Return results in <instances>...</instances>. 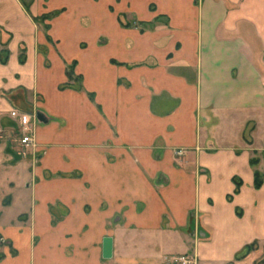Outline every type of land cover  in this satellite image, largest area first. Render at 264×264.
<instances>
[{
    "label": "rangeland",
    "instance_id": "obj_1",
    "mask_svg": "<svg viewBox=\"0 0 264 264\" xmlns=\"http://www.w3.org/2000/svg\"><path fill=\"white\" fill-rule=\"evenodd\" d=\"M1 1L0 22L3 17L8 24H0V264H25L29 240L41 243L52 233L38 230L48 227L52 236L67 231L68 239L76 230L99 225L122 242L138 234L133 240L146 245V231L131 229L168 201L161 194L147 198L146 180L162 184L161 175L153 178L162 163L177 166L186 159L189 169L193 159L177 134L201 112L193 110V96L173 78L181 72L179 50L201 47L193 31H184V16L199 18L207 0ZM214 1L224 2L228 19L256 17L264 27V0ZM247 23L237 25L240 34H230L260 49L252 58L264 73V32L258 39L257 25ZM162 90L177 102L152 104L154 113L149 112L150 97ZM180 95L188 101L179 102ZM245 115L259 123L252 137L260 147L264 110ZM24 136L29 141L23 143ZM253 159L264 180V146ZM92 161L105 169L101 194L88 176ZM173 216L174 227L146 237L175 252L166 255L169 264H176L173 257L182 254L177 252L192 247L177 225L181 218ZM195 228L185 233L205 236ZM251 245L264 259V242Z\"/></svg>",
    "mask_w": 264,
    "mask_h": 264
},
{
    "label": "crops",
    "instance_id": "obj_2",
    "mask_svg": "<svg viewBox=\"0 0 264 264\" xmlns=\"http://www.w3.org/2000/svg\"><path fill=\"white\" fill-rule=\"evenodd\" d=\"M2 2L0 0V6L4 4ZM224 7L223 1L207 0L200 6L199 18L190 21L184 16V31H193L201 47L196 45L179 50L178 55L184 58L179 60L181 72H177L179 75L173 80L176 86L193 96L192 108L201 114L198 120L193 117L194 124L189 129L179 130L182 133L177 134L178 143L184 145L188 156L191 154L193 158L190 168L187 169L186 159L177 166L169 165L167 161L162 163L161 173L156 170L153 175V178L161 175L162 184L155 186L153 180H146L147 198L152 195L151 199L155 200V195L160 197L158 194H161L168 200L167 206L157 207L150 214L148 222L131 229L133 233L146 231L142 237L147 244L133 240L138 234L122 242L106 235L99 225L76 230L75 236L68 239L64 236L67 231L60 229L58 236H52L53 229L48 227L37 229L38 232L52 233L41 243L34 244L29 240L32 237L27 236L32 249L31 259L25 264H169L165 261L166 255L175 252L146 237L149 238L148 234L153 230H164V226L174 227L173 214L181 218V223L177 224L180 231L192 239V247L177 253H188L194 264L262 263L258 248H250L245 253L246 247L252 243L264 242V180L260 187L254 186V167L250 162L254 152L262 149L264 144L258 147L253 143L259 123L245 113L252 109L264 110V73L260 61L252 58L259 54L260 49L253 50L245 43V37L230 33L238 30L240 34L237 25L245 20L248 25H257L255 32L261 40L260 33L264 32V27L256 17L228 19L224 15ZM210 9H215V12ZM17 11L20 10L17 8ZM1 20L0 24H8L7 19L2 17ZM183 37L191 42L189 36ZM172 98L166 90L151 96L149 112L152 104L168 106L177 102ZM177 98L179 102L188 101L181 95ZM192 137L196 143H191ZM89 163L92 171L88 176L101 194L102 185L106 182L105 169L100 161ZM235 186H238L236 193L233 192ZM134 187L138 195L140 184L135 181ZM165 214L170 219L167 222L164 221ZM189 226L204 230L205 236L185 233ZM106 237L111 238V255L108 258L102 254Z\"/></svg>",
    "mask_w": 264,
    "mask_h": 264
},
{
    "label": "built area",
    "instance_id": "obj_3",
    "mask_svg": "<svg viewBox=\"0 0 264 264\" xmlns=\"http://www.w3.org/2000/svg\"><path fill=\"white\" fill-rule=\"evenodd\" d=\"M27 141H29V137L24 136L22 138V142L25 143ZM172 260L176 264H194V259H191V257H189L188 255H185V254L175 256V257H173Z\"/></svg>",
    "mask_w": 264,
    "mask_h": 264
},
{
    "label": "trees",
    "instance_id": "obj_4",
    "mask_svg": "<svg viewBox=\"0 0 264 264\" xmlns=\"http://www.w3.org/2000/svg\"><path fill=\"white\" fill-rule=\"evenodd\" d=\"M250 162H251L252 165H254L256 163V159H252L251 158ZM262 182H263V180H262L260 174L257 172L256 169H254V186L256 188H258V187L261 186ZM237 191H238V186H235V189H234L233 192L236 193ZM250 246H252V245H249V246L246 247L245 253L248 252V250H250V248H251ZM261 261L263 262L264 259H262Z\"/></svg>",
    "mask_w": 264,
    "mask_h": 264
},
{
    "label": "water",
    "instance_id": "obj_5",
    "mask_svg": "<svg viewBox=\"0 0 264 264\" xmlns=\"http://www.w3.org/2000/svg\"><path fill=\"white\" fill-rule=\"evenodd\" d=\"M103 257L108 258L111 255V238L106 237L103 240Z\"/></svg>",
    "mask_w": 264,
    "mask_h": 264
}]
</instances>
